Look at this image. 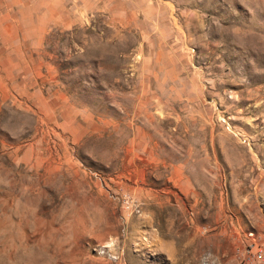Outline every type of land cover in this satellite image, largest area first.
Instances as JSON below:
<instances>
[{
  "label": "rangeland",
  "instance_id": "rangeland-1",
  "mask_svg": "<svg viewBox=\"0 0 264 264\" xmlns=\"http://www.w3.org/2000/svg\"><path fill=\"white\" fill-rule=\"evenodd\" d=\"M251 243L264 0H0V264H264Z\"/></svg>",
  "mask_w": 264,
  "mask_h": 264
},
{
  "label": "built area",
  "instance_id": "built-area-1",
  "mask_svg": "<svg viewBox=\"0 0 264 264\" xmlns=\"http://www.w3.org/2000/svg\"><path fill=\"white\" fill-rule=\"evenodd\" d=\"M249 236H252V233H249ZM245 258H255L261 261H264V246H256L254 243L248 244L245 249Z\"/></svg>",
  "mask_w": 264,
  "mask_h": 264
}]
</instances>
